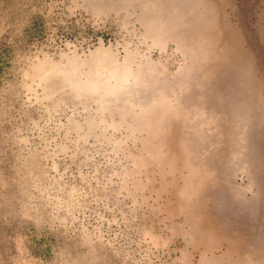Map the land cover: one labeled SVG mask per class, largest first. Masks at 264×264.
Masks as SVG:
<instances>
[{
  "label": "rangeland",
  "instance_id": "obj_1",
  "mask_svg": "<svg viewBox=\"0 0 264 264\" xmlns=\"http://www.w3.org/2000/svg\"><path fill=\"white\" fill-rule=\"evenodd\" d=\"M194 1L0 0V264H264V0Z\"/></svg>",
  "mask_w": 264,
  "mask_h": 264
},
{
  "label": "bare ground",
  "instance_id": "obj_2",
  "mask_svg": "<svg viewBox=\"0 0 264 264\" xmlns=\"http://www.w3.org/2000/svg\"><path fill=\"white\" fill-rule=\"evenodd\" d=\"M148 1H150V0H148ZM193 1V0H192ZM196 1V0H195ZM194 1V2H195ZM150 3V2H149ZM181 7H184V6H182V5H180ZM145 8V7H144ZM183 12H185V13H192L191 11L189 12V11H187L185 8L183 9V10H181V13H183ZM151 13V12H150ZM166 16H171L170 18H167ZM165 17H164V20H163V23H165V22H174V21H176L178 18L176 17L175 18V16L174 15H166ZM191 18L192 17H190L189 18V21H192L191 20ZM152 19V18H151ZM156 20V19H155ZM154 20V21H155ZM158 20V19H157ZM148 21V20H147ZM152 21V20H151ZM152 23V22H151ZM163 23H162V26H163ZM153 25H155V23L153 24ZM152 26V25H151ZM161 26V27H162ZM187 26H189V25H187ZM162 29V28H161ZM163 30V29H162ZM161 30V31H162ZM164 34V33H163ZM162 34V35H163ZM188 35H189V33H188V31H186V32H184V35H181V36H186V37H188ZM180 35L178 36V39L181 37ZM161 37V36H160ZM211 37V36H210ZM155 41H159V40H155ZM195 42V40H194V36L192 35V36H190L189 37V39H188V42H187V45L186 46H184L186 49H189V50H191L192 52H194L195 53V51H196V47H194L193 45H191V43L193 44ZM160 43V42H159ZM161 43H164V41L162 40L161 41ZM185 50V49H184ZM193 60H194V58H193ZM101 66V65H100ZM44 69V67L41 65L40 67H38V72H42V70ZM117 72V71H116ZM139 72V71H138ZM116 74H118V73H116ZM112 77V76H111ZM87 89V88H86ZM145 89V88H144ZM105 93V92H104ZM109 93V92H108ZM155 116V115H154ZM146 120V119H145ZM152 121V120H151ZM145 128V127H144ZM198 187V186H197ZM191 194V193H190ZM196 194V193H195ZM194 194V195H195ZM197 195V194H196ZM190 196H192V195H190ZM207 233V232H206ZM208 234V233H207ZM212 234V233H211ZM209 235V234H208ZM217 236V235H216Z\"/></svg>",
  "mask_w": 264,
  "mask_h": 264
}]
</instances>
